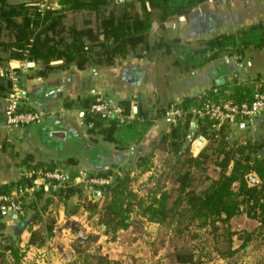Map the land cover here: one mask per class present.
Returning a JSON list of instances; mask_svg holds the SVG:
<instances>
[{
	"label": "crops",
	"instance_id": "0c3cea01",
	"mask_svg": "<svg viewBox=\"0 0 264 264\" xmlns=\"http://www.w3.org/2000/svg\"><path fill=\"white\" fill-rule=\"evenodd\" d=\"M41 1L4 0L8 6ZM52 1L59 7L58 0ZM153 31L159 36L156 45H140L142 51L135 49L111 64L93 62L84 69L69 66L41 74L39 62L14 57L17 41L13 31L0 30V193L25 183L29 180L27 173L39 169L63 171L67 181L79 190L82 186L75 182L79 170L97 176L98 171L112 165L145 164L152 166L144 174L152 175L153 165L161 162L159 158L168 156L164 137L171 132L165 119L154 117L156 112L175 104L190 107L204 97L218 99L228 95L244 101L250 97L253 84L264 80V47L249 46L242 53H235L233 49L218 50L209 46L223 36L253 32L258 37L264 33V0H210L186 16L162 23L153 20L148 33ZM145 51L152 53L146 55ZM216 53L217 58L208 60ZM186 57L193 58L192 63H184ZM170 58L172 63L166 65L155 61ZM21 63L24 68L20 67ZM9 67H20L22 102L30 110L40 112L42 118L35 124L5 130L4 75ZM100 92L114 103L128 107L132 117L130 125L120 127L114 134V143L89 130L88 110L95 94ZM193 133L186 136L184 144L188 145L190 155L197 157L205 152L208 143L201 145V137ZM229 139L242 144L250 142L257 157L264 158V115L251 127L231 129ZM133 171L132 175L137 172ZM257 184V178L248 182L249 187ZM42 189V194L37 193L27 201L23 217L0 220V253L9 241L19 253L15 263L9 251H4L5 264H79L80 258L73 250L78 235L75 229L80 230L79 226L97 233L98 224L91 220L98 212L90 213L84 199L85 196L91 204L96 203L99 209L100 197L95 189H91L93 194L81 190V197L75 194L67 199L56 197L58 188L54 183ZM48 199L50 202L46 204ZM48 220L54 225L52 235L46 237ZM131 230L132 226L119 231L117 236ZM32 233L43 241L41 245L30 244ZM85 250H88L86 254L90 253L92 247ZM249 250L250 244L236 255L241 257L237 263L232 261L235 256L206 264H264L262 255L243 258Z\"/></svg>",
	"mask_w": 264,
	"mask_h": 264
},
{
	"label": "trees",
	"instance_id": "16d2710c",
	"mask_svg": "<svg viewBox=\"0 0 264 264\" xmlns=\"http://www.w3.org/2000/svg\"><path fill=\"white\" fill-rule=\"evenodd\" d=\"M208 1L210 0H135V5H127L120 14H116L117 0H58V9L44 13L34 10L38 3L8 6L4 0H0V30L6 28L13 31L17 41L14 57L21 60L26 57L28 62H39L41 74L69 66L84 69L87 64L93 62L111 64L114 60L133 52L138 46L145 45L153 20L162 23L186 16L195 7ZM112 3L114 8L108 11ZM81 12L93 15L96 19L93 22L85 21L82 29H77L74 24L67 26L68 18ZM247 35L249 38H245ZM209 46L213 49L227 48L233 49L235 53H242L249 46L264 47V33H260L258 37L253 32L240 36H223ZM215 58L217 53L208 60ZM192 60L193 58L186 57L183 62L190 64ZM4 78L7 94L9 82L5 76ZM119 106L128 116L129 108ZM166 109L156 112L154 117L163 118ZM87 115L90 132L101 135L110 143H114L113 136L120 127L131 124L107 122L91 114L90 107ZM190 132L188 120L171 126L169 136L164 137L168 147L164 168L155 179L153 187L148 190L146 198H139L132 191L130 184L134 179L129 170H124L122 165H112L96 173L98 177L111 179L106 186L93 187L100 193L99 197L103 198L101 207L97 209L96 203L91 204L84 196L87 201L85 205L90 213L98 212L96 223L103 227L104 234L109 235L112 240L119 231L129 229L131 215L135 213L158 225L171 226L186 218L190 225L196 224V230L212 234L216 256L230 260L243 251L252 240H264V158L257 157L256 149L250 142L242 144L230 140L231 128L216 129L214 124L207 120H198L195 123L193 136L205 138L208 147L205 152L192 157L188 145L184 144ZM207 162L218 170V177H205V186L198 189L199 185L194 186L195 174L199 170L204 174ZM151 166L134 165L133 170L142 175L149 171ZM250 174L257 177L259 184L249 187L247 176ZM67 180L66 186L56 190V197L67 199L75 194L81 197V190L85 194L90 193L83 187L81 190L74 188ZM165 180L171 181L170 189L165 187ZM29 184L30 181L26 180L18 186ZM1 193H6V190ZM37 193L42 194L43 189L40 188L35 195ZM49 202L48 199L46 204ZM26 208L27 204L25 211ZM241 214L258 224L251 233L246 232L242 236L230 231L231 220ZM53 225L52 220L47 221L46 237L52 235ZM219 226L222 228L221 235L217 234ZM234 237L236 242H240L237 246L234 244ZM192 238L196 239L195 233ZM90 240L95 241L96 238L82 237L74 244L73 250L80 258L79 264H86L92 258L96 264H119L107 260L106 257L87 255L84 248ZM42 242L32 233L31 245H41ZM6 243L8 244L3 247V253H0V264H5L3 254L6 250L15 263H18L17 248L10 241ZM221 244L225 247H221ZM209 255L203 249L191 248L175 252L174 260L177 264H204V261L210 260Z\"/></svg>",
	"mask_w": 264,
	"mask_h": 264
},
{
	"label": "built area",
	"instance_id": "2783aa9c",
	"mask_svg": "<svg viewBox=\"0 0 264 264\" xmlns=\"http://www.w3.org/2000/svg\"><path fill=\"white\" fill-rule=\"evenodd\" d=\"M58 8L57 4L52 0H43L35 6L34 10L38 13H44L45 11H53ZM20 67L24 68V64L21 63ZM20 67H9L4 75L9 82L3 110L5 130L28 126L39 122L42 118L40 112L30 110L22 102L23 90L18 70ZM253 87L250 97L244 101H236L228 95H223L218 99H211L210 97L198 99L195 104L186 108L181 106V104L171 105L165 110L163 119L171 126L188 120L191 131H194L195 123L198 120L212 122L216 129L221 127H229L231 129L239 126L251 127L257 118L264 115V80L254 83ZM90 113L107 122L117 121L124 123L132 120L130 115L126 116L122 108L110 101L102 92L95 94L90 105ZM200 141L201 145L207 144L205 138L201 137ZM26 178L30 181L29 185H17L8 192L0 194V220L23 217L27 201L32 199L40 188L45 187L47 189L50 183H54L57 188H60L66 179L61 170L49 171L44 169L29 171ZM247 179L250 181L254 180L251 175ZM75 182L85 189H93V187L108 185L111 179L96 177L84 171L77 174ZM96 193L100 195L98 191ZM94 220L97 222L98 215L94 217ZM138 220L147 228H156L158 225L149 222L146 218H140V216H138ZM97 227L99 232L102 233V239L100 240L102 242L108 240L109 238L106 237L107 235L105 236L103 227L99 225Z\"/></svg>",
	"mask_w": 264,
	"mask_h": 264
},
{
	"label": "rangeland",
	"instance_id": "374dc122",
	"mask_svg": "<svg viewBox=\"0 0 264 264\" xmlns=\"http://www.w3.org/2000/svg\"><path fill=\"white\" fill-rule=\"evenodd\" d=\"M135 0H117V7H116V14H120L121 10H123L127 5H135ZM119 5V6H118ZM114 8V3H112L108 11H111ZM137 10L138 7L136 6ZM96 19L95 16L89 15L86 12L77 13L71 15L68 18V26L70 24H74L75 27H83V23L85 21H94ZM157 33H160V30L155 28ZM148 33V42L149 45L153 46L156 45L158 42V35L154 32ZM170 36L169 34H167ZM140 48L137 47L136 52L142 51ZM152 51H145V54H151ZM155 61L160 65H166L172 63L173 58H170L169 61H163V59H155ZM104 94V93H103ZM105 95V94H104ZM110 100V99H109ZM111 101V100H110ZM161 162H158L156 165H153V174L152 175H145L140 176L139 173H135L132 175L133 166L134 165H122L124 166L123 169L129 170L131 172V177L134 179L130 184L132 191L139 197V198H146L148 194V190L153 187L154 181L161 173L162 169L164 168V162H162L165 158H159ZM203 169V168H202ZM204 174L202 170H199L195 174V181L194 186H197L198 189H202L205 186V177H209L211 179H216L218 177V170L211 165L210 162L205 163ZM85 170H79V172H84ZM86 172V171H85ZM252 179H256L257 177L254 174H250ZM77 177V176H76ZM97 177V176H96ZM249 177V175L247 176ZM101 178V177H100ZM67 179V178H66ZM65 179V180H66ZM251 179V180H252ZM249 182L250 180L247 179ZM202 182V183H200ZM165 183V187L170 189L172 187L170 180L163 181ZM66 184V181L62 184V187ZM66 186V185H65ZM60 187V188H62ZM88 191L91 189H87ZM93 194L92 191H89ZM100 196V195H98ZM103 202V198H100L97 203L101 205ZM139 216V215H138ZM138 216L131 218V226L132 230L126 234L122 233L119 236L116 235L115 239L112 240L109 235H105L108 240L102 242L99 239H102V233L96 229V235L87 232L86 228L79 227L77 239L82 237H89L93 236L96 238L95 241H88L87 246L84 248V252L86 248L92 247V251L87 253L89 256H100L106 257L107 260L112 262H117L119 264H177L174 260V253L177 251L183 250H190L191 248L194 249H203L204 252L209 253L210 260L213 261L214 259H220L216 256L214 252V241L212 234L208 232H204V230H196V224L190 225L186 218L180 219L177 224L170 225H157L156 228H147L141 221L138 220ZM140 218H142L140 216ZM96 221L94 218L91 220V223ZM98 221V220H97ZM90 223V226H92ZM257 223L253 220L248 219L247 217L240 216L236 218V220H232L230 223V231L237 233L238 235L242 236L243 233H251L256 227ZM146 228V230H145ZM94 230V229H93ZM245 230V231H244ZM99 232V233H98ZM180 233V234H177ZM191 233V234H189ZM193 233L196 234V239L193 240ZM222 228L219 226V230L217 232L218 235H221ZM104 235V234H103ZM234 239L235 246L238 245L236 242V237ZM76 242V241H75ZM74 242V244H75ZM93 242V243H92ZM221 247H225L224 244L220 245ZM249 253L245 255L243 258H252L253 255H262L264 257V240L255 239L252 240L250 243ZM197 251V250H194ZM233 263H237L238 260H241V257L238 255L236 258H233ZM223 260V259H222ZM96 261L92 258L87 261L86 264H96ZM207 261H204L206 264Z\"/></svg>",
	"mask_w": 264,
	"mask_h": 264
},
{
	"label": "water",
	"instance_id": "95a60500",
	"mask_svg": "<svg viewBox=\"0 0 264 264\" xmlns=\"http://www.w3.org/2000/svg\"><path fill=\"white\" fill-rule=\"evenodd\" d=\"M75 232L78 233V229H75Z\"/></svg>",
	"mask_w": 264,
	"mask_h": 264
}]
</instances>
